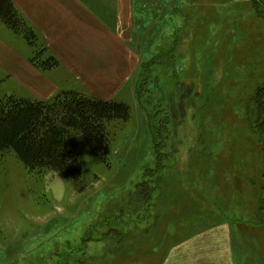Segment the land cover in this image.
I'll use <instances>...</instances> for the list:
<instances>
[{
  "label": "rangeland",
  "instance_id": "obj_1",
  "mask_svg": "<svg viewBox=\"0 0 264 264\" xmlns=\"http://www.w3.org/2000/svg\"><path fill=\"white\" fill-rule=\"evenodd\" d=\"M137 12L142 65L135 98L126 87L113 99L130 118L108 124L107 161L82 138L74 180L0 154V264H160L216 227L238 264H264V145L249 117L264 82L263 19L252 0H139ZM0 38L34 55L1 19ZM10 94L33 98L0 68V99Z\"/></svg>",
  "mask_w": 264,
  "mask_h": 264
},
{
  "label": "crops",
  "instance_id": "obj_2",
  "mask_svg": "<svg viewBox=\"0 0 264 264\" xmlns=\"http://www.w3.org/2000/svg\"><path fill=\"white\" fill-rule=\"evenodd\" d=\"M12 1L60 66L39 70L29 56L0 38V68L7 79L30 91L33 99H49L77 85H81L77 90L102 99H114L127 87L135 98V77L142 65L140 49L132 44L139 0ZM160 264L238 261L228 230L216 227L190 233L170 246Z\"/></svg>",
  "mask_w": 264,
  "mask_h": 264
},
{
  "label": "trees",
  "instance_id": "obj_3",
  "mask_svg": "<svg viewBox=\"0 0 264 264\" xmlns=\"http://www.w3.org/2000/svg\"><path fill=\"white\" fill-rule=\"evenodd\" d=\"M252 1L264 21V0ZM0 19L33 48L34 55L29 59L33 66L42 71L60 66L59 59L48 51L47 44L12 0H0ZM252 101L254 107L249 117L264 145V82L256 89ZM129 118L127 103L98 98L77 89L61 90L49 99L6 95L0 99V154L13 152L30 172L52 170L74 180L83 173L77 140L82 138L100 160L107 161L111 144L108 124L114 120L126 122ZM151 126L157 150L160 127Z\"/></svg>",
  "mask_w": 264,
  "mask_h": 264
}]
</instances>
